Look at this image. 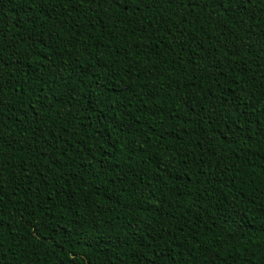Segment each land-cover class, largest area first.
<instances>
[{"label": "trees", "instance_id": "16d2710c", "mask_svg": "<svg viewBox=\"0 0 264 264\" xmlns=\"http://www.w3.org/2000/svg\"><path fill=\"white\" fill-rule=\"evenodd\" d=\"M0 264H264V0H0Z\"/></svg>", "mask_w": 264, "mask_h": 264}]
</instances>
